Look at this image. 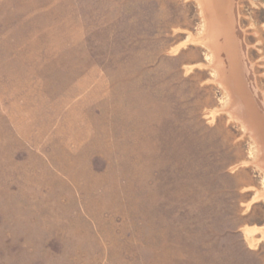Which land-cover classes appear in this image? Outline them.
I'll return each mask as SVG.
<instances>
[{"label": "rangeland", "instance_id": "rangeland-1", "mask_svg": "<svg viewBox=\"0 0 264 264\" xmlns=\"http://www.w3.org/2000/svg\"><path fill=\"white\" fill-rule=\"evenodd\" d=\"M206 9L0 0V264H264L258 138ZM237 16L264 104V0Z\"/></svg>", "mask_w": 264, "mask_h": 264}, {"label": "bare ground", "instance_id": "bare-ground-1", "mask_svg": "<svg viewBox=\"0 0 264 264\" xmlns=\"http://www.w3.org/2000/svg\"><path fill=\"white\" fill-rule=\"evenodd\" d=\"M199 1L208 8L205 10L208 34L206 43L213 48L224 84L235 94V112L251 125L258 138V153L261 154V166L264 169V104L261 96L257 94L253 67L247 60L243 32L238 30V0ZM218 38L223 44L221 47L216 44ZM222 55H225L228 67L223 65ZM240 82L246 83V97L239 90Z\"/></svg>", "mask_w": 264, "mask_h": 264}]
</instances>
